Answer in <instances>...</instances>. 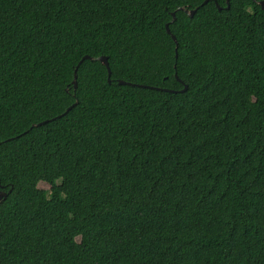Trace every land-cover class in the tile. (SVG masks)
Wrapping results in <instances>:
<instances>
[{
    "label": "trees",
    "instance_id": "obj_1",
    "mask_svg": "<svg viewBox=\"0 0 264 264\" xmlns=\"http://www.w3.org/2000/svg\"><path fill=\"white\" fill-rule=\"evenodd\" d=\"M259 1L0 0V264H264Z\"/></svg>",
    "mask_w": 264,
    "mask_h": 264
},
{
    "label": "water",
    "instance_id": "obj_2",
    "mask_svg": "<svg viewBox=\"0 0 264 264\" xmlns=\"http://www.w3.org/2000/svg\"><path fill=\"white\" fill-rule=\"evenodd\" d=\"M207 1H204V3H206ZM226 9H229V0H226ZM258 5L261 7L262 10H264V0L262 1H259L258 2ZM218 10H220L221 8L216 4ZM179 10L181 11H184V12H188L187 9H183V8H179ZM196 10H192L189 12V16L192 17L193 14L195 13ZM171 16H172V20L171 22H173L175 20V14L174 13H171ZM165 29H166V33L171 37V39L174 41L175 43V58L177 57V48H178V44H177V41H176V38L175 36L171 33L170 29H169V23L165 25ZM96 60V61H99L107 70V82L110 83L111 80H110V77H111V71H110V68H109V64H108V61H107V57L105 56H100L98 58H91L90 56L88 55H84L80 61L78 62V64L76 65L75 69H74V79H73V87H74V90L76 89V73H77V69H78V66L84 61V60ZM175 78L178 80V81H181L177 75L175 74ZM118 84L119 85H128V86H139V87H143V88H154V87H150V86H144V85H135V84H132V83H129V82H125V81H118ZM154 89H157V88H154ZM164 91H168L167 89H163ZM187 90V86L185 85L184 88L180 91V92H184ZM75 105V104H73ZM60 117V116H59ZM46 122H40L37 124V126H41L43 124H45ZM35 126V125H33ZM5 194L4 193H0V200L1 198L4 196Z\"/></svg>",
    "mask_w": 264,
    "mask_h": 264
},
{
    "label": "rangeland",
    "instance_id": "obj_3",
    "mask_svg": "<svg viewBox=\"0 0 264 264\" xmlns=\"http://www.w3.org/2000/svg\"><path fill=\"white\" fill-rule=\"evenodd\" d=\"M40 188H41V189H45V190H47V191L49 190V186H47V185H45V184H41V185H40Z\"/></svg>",
    "mask_w": 264,
    "mask_h": 264
}]
</instances>
